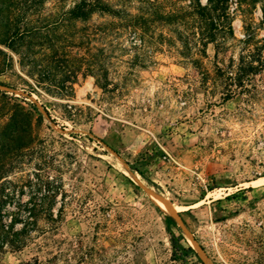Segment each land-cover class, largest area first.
<instances>
[{
	"label": "rangeland",
	"instance_id": "rangeland-1",
	"mask_svg": "<svg viewBox=\"0 0 264 264\" xmlns=\"http://www.w3.org/2000/svg\"><path fill=\"white\" fill-rule=\"evenodd\" d=\"M56 1L48 12L73 2ZM113 2L143 28L114 18L115 37L79 20L57 30L79 67L67 88L38 83L0 43L13 58L0 73L6 207L33 199L41 216L0 264H264V0H228L220 46L197 39L192 0Z\"/></svg>",
	"mask_w": 264,
	"mask_h": 264
},
{
	"label": "trees",
	"instance_id": "trees-1",
	"mask_svg": "<svg viewBox=\"0 0 264 264\" xmlns=\"http://www.w3.org/2000/svg\"><path fill=\"white\" fill-rule=\"evenodd\" d=\"M61 1L64 0H57L53 7L59 8ZM47 4L48 0H0V43L17 53L20 64L26 73L36 79L38 83L42 85L46 83L47 89L52 86L60 89L67 88L68 83H72L77 78L76 74L79 71V67L76 68L68 64L62 55L64 51H61L65 45H68L67 43L72 41V38L70 35L57 33V30L64 29L67 25L79 20L85 25L84 29L90 30L95 37L98 35L100 38H105L111 31L114 37L119 33L120 27L114 26V18L126 22L123 29H126L127 26L143 28L146 22L144 17L134 15L123 7H116L113 0H73L72 4L61 13L48 12ZM190 6L199 16L198 28L200 29L197 39L203 45L214 42L220 46L222 41H220L217 32L219 15L228 9V0H207L205 4H202L201 0H192ZM94 15L107 16L110 19L90 25L89 22ZM134 32L138 33L137 30ZM86 36H90V33ZM57 43L62 44L56 45ZM48 48L53 51V56L44 63L45 59L39 60L37 54L47 55L45 50ZM0 52L5 56L0 59V73H2L12 66L13 58L1 48ZM100 53L103 55V49ZM81 58L86 60L85 63H88L85 56ZM52 59L56 61L54 68L50 65ZM101 69L106 70V68ZM87 70L89 71V69ZM14 112L7 117V121L3 124L5 128L18 124L17 113ZM2 147L4 146L2 145ZM4 155L6 153L0 151V256L7 250L19 251L27 247L33 238L32 232L37 229L38 220L41 217L37 210V203L33 199L28 200L24 210L19 209L20 205L17 207L18 210L6 207L7 203L12 201L13 193L11 194L12 191L8 190L9 182L4 180L11 167L9 161L1 160ZM51 194V188L48 187L42 196L45 198ZM32 198L35 199V197ZM44 209L42 216L45 220H49L51 218L50 209L46 207ZM18 223H21V226H17ZM173 224L179 227L174 219ZM33 261L38 264L43 260L36 256ZM25 264L32 263L28 260Z\"/></svg>",
	"mask_w": 264,
	"mask_h": 264
},
{
	"label": "bare ground",
	"instance_id": "bare-ground-1",
	"mask_svg": "<svg viewBox=\"0 0 264 264\" xmlns=\"http://www.w3.org/2000/svg\"><path fill=\"white\" fill-rule=\"evenodd\" d=\"M161 203H162V205H163L164 207H166V208H169V207H170V203H169L168 200L163 199V200L161 201Z\"/></svg>",
	"mask_w": 264,
	"mask_h": 264
},
{
	"label": "water",
	"instance_id": "water-1",
	"mask_svg": "<svg viewBox=\"0 0 264 264\" xmlns=\"http://www.w3.org/2000/svg\"><path fill=\"white\" fill-rule=\"evenodd\" d=\"M178 222V221H177ZM179 225H181V224H179Z\"/></svg>",
	"mask_w": 264,
	"mask_h": 264
}]
</instances>
